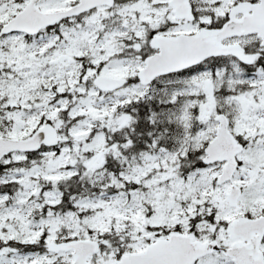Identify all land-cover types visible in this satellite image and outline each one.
Listing matches in <instances>:
<instances>
[{"label": "snow or ice", "instance_id": "obj_1", "mask_svg": "<svg viewBox=\"0 0 264 264\" xmlns=\"http://www.w3.org/2000/svg\"><path fill=\"white\" fill-rule=\"evenodd\" d=\"M0 264H264V0H0Z\"/></svg>", "mask_w": 264, "mask_h": 264}]
</instances>
